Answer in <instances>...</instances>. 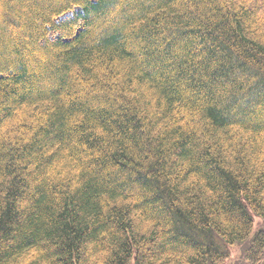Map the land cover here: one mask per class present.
<instances>
[{"label":"trees","instance_id":"trees-1","mask_svg":"<svg viewBox=\"0 0 264 264\" xmlns=\"http://www.w3.org/2000/svg\"><path fill=\"white\" fill-rule=\"evenodd\" d=\"M244 242L264 264V0H0V264Z\"/></svg>","mask_w":264,"mask_h":264},{"label":"rangeland","instance_id":"rangeland-1","mask_svg":"<svg viewBox=\"0 0 264 264\" xmlns=\"http://www.w3.org/2000/svg\"><path fill=\"white\" fill-rule=\"evenodd\" d=\"M262 222L260 217L255 218V226L252 230V233L250 235V239L254 236V234L258 231V229L261 227ZM248 243H236L233 245H230V255L229 257L224 261L223 264H250V262L246 258V251H247ZM130 264H134L131 262Z\"/></svg>","mask_w":264,"mask_h":264}]
</instances>
